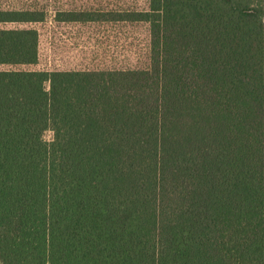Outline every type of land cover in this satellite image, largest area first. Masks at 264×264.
Segmentation results:
<instances>
[{
  "label": "trees",
  "instance_id": "obj_1",
  "mask_svg": "<svg viewBox=\"0 0 264 264\" xmlns=\"http://www.w3.org/2000/svg\"><path fill=\"white\" fill-rule=\"evenodd\" d=\"M60 14L146 22L150 64L0 69V264H264V0ZM38 46L0 29V66Z\"/></svg>",
  "mask_w": 264,
  "mask_h": 264
},
{
  "label": "rangeland",
  "instance_id": "obj_2",
  "mask_svg": "<svg viewBox=\"0 0 264 264\" xmlns=\"http://www.w3.org/2000/svg\"><path fill=\"white\" fill-rule=\"evenodd\" d=\"M0 10L43 13L37 23H0V29L33 28L39 34V60L35 65L2 67L29 71L145 69L150 64L146 22L115 19L113 14L94 23H63L60 13H126L148 10V0H0ZM111 20V21H109ZM51 140L52 134L44 136Z\"/></svg>",
  "mask_w": 264,
  "mask_h": 264
}]
</instances>
